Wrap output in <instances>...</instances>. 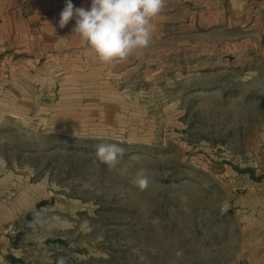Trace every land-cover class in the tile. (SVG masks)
<instances>
[{"label":"rangeland","instance_id":"374dc122","mask_svg":"<svg viewBox=\"0 0 264 264\" xmlns=\"http://www.w3.org/2000/svg\"><path fill=\"white\" fill-rule=\"evenodd\" d=\"M152 25L111 64L75 33L0 44V264H264V28L174 0Z\"/></svg>","mask_w":264,"mask_h":264},{"label":"clouds","instance_id":"9594fccd","mask_svg":"<svg viewBox=\"0 0 264 264\" xmlns=\"http://www.w3.org/2000/svg\"><path fill=\"white\" fill-rule=\"evenodd\" d=\"M165 2L166 0H90V8H85L76 7L72 0H66L58 27L63 29L74 20L72 33L79 35L99 62L111 64L126 60L150 46L154 32L152 21L163 11ZM123 154L124 149L117 144L100 143L93 163L97 167L106 165L112 170ZM132 183L141 190L146 189L149 184L146 170L138 169ZM58 264H65L63 257L59 258Z\"/></svg>","mask_w":264,"mask_h":264},{"label":"crops","instance_id":"0c3cea01","mask_svg":"<svg viewBox=\"0 0 264 264\" xmlns=\"http://www.w3.org/2000/svg\"><path fill=\"white\" fill-rule=\"evenodd\" d=\"M179 2L181 12L189 15L195 25L210 22L214 27L264 28V0H174ZM66 0H0V44L22 55L37 56L41 49L59 48V40L69 33L75 21L61 29L58 27L60 13ZM76 7L90 8V0H72ZM62 33L55 36L52 33ZM51 42L44 46L47 41ZM62 40V39H61ZM54 46V47H53ZM73 46L68 43L67 47ZM21 62V61H20ZM30 62H33L30 60Z\"/></svg>","mask_w":264,"mask_h":264}]
</instances>
